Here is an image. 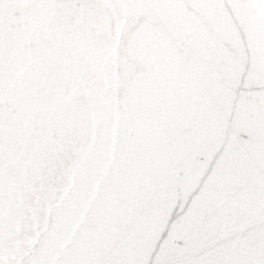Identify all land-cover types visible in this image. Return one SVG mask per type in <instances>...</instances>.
<instances>
[{"label":"snow or ice","instance_id":"1","mask_svg":"<svg viewBox=\"0 0 264 264\" xmlns=\"http://www.w3.org/2000/svg\"><path fill=\"white\" fill-rule=\"evenodd\" d=\"M0 264H264V0H0Z\"/></svg>","mask_w":264,"mask_h":264}]
</instances>
